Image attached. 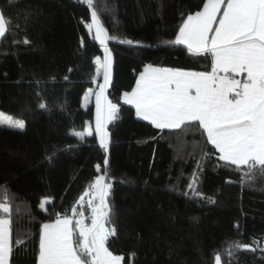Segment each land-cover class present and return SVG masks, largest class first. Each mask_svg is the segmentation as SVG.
Instances as JSON below:
<instances>
[{
  "label": "trees",
  "instance_id": "obj_1",
  "mask_svg": "<svg viewBox=\"0 0 264 264\" xmlns=\"http://www.w3.org/2000/svg\"><path fill=\"white\" fill-rule=\"evenodd\" d=\"M205 1L92 0L91 10L110 35L140 42H108L112 82L107 97L119 111L107 126L105 153L94 133L84 142L68 135L91 125L94 117L93 104L84 108L82 101L95 89L93 60L102 50L84 26L90 12L86 0L11 5L0 0V11L10 20L9 34L0 38V112L26 122L23 131L0 125V185L10 189V264H37L43 223L59 215L72 218L75 226L73 209L98 175L96 165L103 168L105 155L113 184L108 227L116 229L106 247L123 256V264H215L217 254L221 264H264V174L257 169L245 176L246 169L225 166L218 154L206 157L211 146L200 130L160 132L120 100L145 64L210 70V57L165 43ZM25 37L29 44L23 43ZM57 148L61 151L49 165L46 151ZM194 173V188L203 198L188 189ZM4 195L0 188V202ZM45 198L51 203L41 210ZM75 238L79 243L77 232ZM231 242L256 250L230 248Z\"/></svg>",
  "mask_w": 264,
  "mask_h": 264
},
{
  "label": "snow or ice",
  "instance_id": "obj_2",
  "mask_svg": "<svg viewBox=\"0 0 264 264\" xmlns=\"http://www.w3.org/2000/svg\"><path fill=\"white\" fill-rule=\"evenodd\" d=\"M17 0H9L13 4ZM89 18L84 21L86 31L103 51V59L95 57L96 74L102 72L103 83L97 84L95 91V137L99 146L108 152L109 135L107 126L119 111L105 95L112 82V52L108 42L119 41L132 45L140 42L123 40L110 35L92 9V0H86ZM199 7L197 3L195 5ZM10 20L0 11V38L8 35ZM94 33V35H93ZM24 44L30 41L25 37ZM169 45L184 46L189 55L211 58L210 72L186 71L168 67L145 64L139 72L135 86L122 96L124 105L135 110L137 119L146 121L153 128L164 130H200L211 149L204 155L218 154L216 159L225 166H235L244 175L255 173L258 169L264 174V0H206L202 10L187 15L175 38L165 42ZM71 71V69L69 70ZM239 77V78H238ZM68 80V77H65ZM39 83V82H38ZM93 91L85 93L83 99L89 100ZM40 109L46 104L41 103ZM0 125L23 131L26 122L0 112ZM70 137L84 142L85 137L93 135L91 125L83 130L70 129ZM61 149L51 153L46 151L45 160L51 165ZM104 166L96 165L98 175L89 189L79 199L80 218L73 219L57 215L55 222L43 223L39 232L37 264H122L124 257L113 255L105 246L106 241L116 234L111 224V205L108 197L113 184L109 177L107 155ZM197 167L200 163L197 161ZM198 175L188 189L203 198L194 188ZM5 195L0 202V264H10L13 254L11 207L7 193L8 184L0 185ZM91 210L90 226L84 223L83 205ZM51 201L41 199L39 208L46 210ZM77 215V209H73ZM79 233L77 243L75 233ZM17 245L22 243L20 239ZM255 251L251 244L230 243V248ZM264 252V248L261 249ZM87 257L85 259L84 257ZM215 264H221V257H214Z\"/></svg>",
  "mask_w": 264,
  "mask_h": 264
},
{
  "label": "rangeland",
  "instance_id": "obj_3",
  "mask_svg": "<svg viewBox=\"0 0 264 264\" xmlns=\"http://www.w3.org/2000/svg\"><path fill=\"white\" fill-rule=\"evenodd\" d=\"M93 35H94V33H93ZM103 51H102V54H101V56H99L100 58H101V60L103 59ZM98 78H99V81H98ZM94 79L95 80H97L98 81V83H103V75H102V72H101V74L99 75V76H97V74L95 73V77H94ZM96 84V83H95ZM109 88V87H108ZM108 88H107V90H108ZM90 90V89H89ZM89 90H87L86 91V93L87 92H89ZM92 91H93V94L90 96V98H89V100H87V101H85L84 99H83V101H82V104H83V106H84V108L85 107H87L89 104L91 105V103L93 104V108H94V117H93V122H92V124H91V127H92V129H93V133H94V128H95V95H94V93H95V91H98L99 89H98V87H97V84L95 85V89L93 90V89H91ZM107 90H106V93H105V95L107 96ZM85 95V94H84ZM92 101V102H91ZM6 115V114H5ZM6 116H8V115H6ZM95 134V133H94ZM98 141V140H97ZM98 144H99V142H98ZM48 199V198H47ZM87 197H85V202H84V205H83V212H84V223H85V225H89L90 226V223H91V220H90V216H91V210L88 208V205H87ZM50 200V199H49ZM51 201V200H50ZM77 215L76 216H74V219H78V218H80L79 217V215H78V213H79V211L81 210V206H80V204H78V206H77ZM78 233V232H77ZM78 235H79V233H78ZM79 241H80V238H79ZM106 246V245H105ZM114 255V254H113ZM86 257V256H85ZM87 258V257H86ZM123 264V263H122Z\"/></svg>",
  "mask_w": 264,
  "mask_h": 264
},
{
  "label": "crops",
  "instance_id": "obj_4",
  "mask_svg": "<svg viewBox=\"0 0 264 264\" xmlns=\"http://www.w3.org/2000/svg\"><path fill=\"white\" fill-rule=\"evenodd\" d=\"M206 2V1H205ZM202 8H203V6H202ZM202 8L200 9V10H202ZM195 13H193V14H191V15H194ZM210 60H211V58H210ZM143 70V69H142ZM182 70V69H181ZM186 71H191V70H186ZM211 71V67H210V70L209 71H207V72H210ZM198 72V71H197ZM239 78V77H238ZM134 86H135V84H134ZM122 96H123V94L121 95V102H122ZM92 102V101H91ZM123 103V102H122ZM92 104V103H91ZM90 105V104H89ZM88 105V106H89ZM127 106H130V105H127ZM131 107V106H130ZM134 109V108H133ZM134 112H135V110H134ZM53 222H55V221H53Z\"/></svg>",
  "mask_w": 264,
  "mask_h": 264
}]
</instances>
